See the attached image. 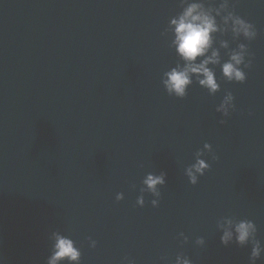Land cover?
Wrapping results in <instances>:
<instances>
[{
    "label": "water",
    "instance_id": "obj_1",
    "mask_svg": "<svg viewBox=\"0 0 264 264\" xmlns=\"http://www.w3.org/2000/svg\"><path fill=\"white\" fill-rule=\"evenodd\" d=\"M234 7L257 36L219 38L247 44L246 80L226 81L210 65L219 91L193 80L177 98L161 84L178 60L161 35L177 0H0L3 264H46L53 230L76 242L80 264H171L177 253L248 264L250 248L222 245L216 221L251 219L264 244V3ZM226 90L235 110L222 117L215 106ZM205 142L217 158L202 157L210 168L193 185L183 169ZM160 171L157 206L147 192L137 205L143 176Z\"/></svg>",
    "mask_w": 264,
    "mask_h": 264
},
{
    "label": "clouds",
    "instance_id": "obj_2",
    "mask_svg": "<svg viewBox=\"0 0 264 264\" xmlns=\"http://www.w3.org/2000/svg\"><path fill=\"white\" fill-rule=\"evenodd\" d=\"M180 11L168 19L167 28L161 35L170 36V47L178 57L174 66L168 68L161 76V84L170 96L183 98L187 94L189 85L195 82L205 88L212 95L220 89L215 71L211 66H220V72L224 80L243 83L246 80L245 69L252 64V54L246 43L238 42L235 47H229V40L219 38L230 33L232 40L243 38L251 41L257 36V29L253 23L237 14L234 0H177ZM264 3V0H261ZM219 34V36H217ZM218 44V46H217ZM221 49L226 50L227 59L222 61ZM235 110L234 96L226 90L215 106V111L222 117H228ZM219 123L223 124L221 119ZM209 154L211 159L217 157L212 151V146L205 142L202 148L194 153L193 162L183 169L184 175L190 184L195 185L198 177L203 176L210 168L206 159ZM166 173L158 174L147 172L139 189L140 195L136 198V204H145L144 193H149L153 198L149 203L155 207L160 197V189L166 183ZM115 199H123V193L117 192ZM216 229L220 233L219 239L222 245L236 244L240 247H249L248 264H256L264 254V244L257 237V226L251 219L236 218L235 216H221L216 221ZM181 243L187 242L188 237L180 232L177 234ZM50 242L49 255L46 264H80L81 251L76 242L60 231L53 230L48 234ZM89 247L95 248L96 241L88 237ZM197 246H204L203 236H197L194 240ZM0 264H3L0 259ZM122 264H135L134 260L124 257ZM171 264H193L188 256L177 253Z\"/></svg>",
    "mask_w": 264,
    "mask_h": 264
}]
</instances>
